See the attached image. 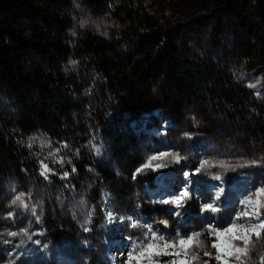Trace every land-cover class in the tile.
I'll return each mask as SVG.
<instances>
[{"label":"trees","instance_id":"obj_1","mask_svg":"<svg viewBox=\"0 0 264 264\" xmlns=\"http://www.w3.org/2000/svg\"><path fill=\"white\" fill-rule=\"evenodd\" d=\"M80 1L0 0V166L41 173L43 161L57 174H48L47 181L58 191L81 186L82 178L96 171L97 188L125 205L141 166L135 126L146 114L161 111L181 119L188 109L200 108L241 119L250 115L255 120L248 131L264 137V111L233 76L182 46L175 29L148 13L140 0H84L96 14L122 24L115 39L77 34ZM236 1L248 26L251 56L264 61V0ZM253 2L256 23L250 18ZM102 145L117 170L97 163ZM196 148L206 150L207 144ZM176 172L177 184L191 177L192 190L216 196L214 182ZM255 190L225 192L239 203L237 193Z\"/></svg>","mask_w":264,"mask_h":264},{"label":"rangeland","instance_id":"obj_2","mask_svg":"<svg viewBox=\"0 0 264 264\" xmlns=\"http://www.w3.org/2000/svg\"><path fill=\"white\" fill-rule=\"evenodd\" d=\"M140 1L148 13L175 29L182 46L229 72L253 104L264 111V61L251 56L248 26L242 23L236 0H198L187 6L179 5V0ZM78 11L76 32L79 35L96 33L115 39L123 30L113 16L96 14L84 0L80 1ZM250 18L252 23L257 22L255 2ZM254 120L250 115L248 119H241L230 114L208 113L200 108L188 109L181 119L161 111L144 115L135 126L139 134L141 166L148 157L165 152H178L184 157L183 165L177 166L171 157L153 161V167L135 175L132 194L125 205L107 190L97 188L96 171L83 177L81 186L58 191L49 187L47 178L38 170L22 174L16 166L3 163L0 166V264H126L132 244L143 241L147 233V228L140 225H151L154 231L158 230L157 235L163 234L166 239L175 238L177 233L183 237L200 232V239L215 255L216 250L210 248L215 237L209 234V228L226 227L243 210L240 202L247 196L237 193L240 202L234 203L226 197L225 191L241 192L264 186V161L259 166L235 167V170L216 163L225 161L235 166L245 160L264 157V137L258 138L248 131L253 128ZM201 143L207 144L206 150L196 148ZM109 155L105 146L98 147L97 163L117 170ZM204 160L212 161L213 166L200 170L195 176L215 183L213 195L223 188L224 194L221 193L217 201L216 196H204L200 187L192 190L191 177L178 184L175 182L176 171L191 174ZM156 164H166V167L154 170ZM48 174L57 175L52 171ZM217 175L220 180L213 178ZM261 179L260 186L258 180ZM164 185L169 186L170 191L155 194ZM185 188L190 195L177 207L171 201ZM19 193L25 194L28 209L11 204ZM29 194L30 201L27 200ZM162 200L169 203H161ZM206 203H214L220 211H203ZM33 205L35 215L31 211ZM10 212L14 213L11 217ZM176 212L180 215H174ZM261 213L264 219V209ZM164 220L167 227L161 223ZM245 220L242 218L238 222ZM134 222L136 227H133ZM23 231H27L31 239L9 235ZM262 244L264 230L257 248ZM193 250L199 251L201 257L195 264L205 260L208 264H217L204 256L202 250ZM252 255L256 258L255 251ZM154 259L165 264L174 257L161 255Z\"/></svg>","mask_w":264,"mask_h":264},{"label":"snow or ice","instance_id":"obj_3","mask_svg":"<svg viewBox=\"0 0 264 264\" xmlns=\"http://www.w3.org/2000/svg\"><path fill=\"white\" fill-rule=\"evenodd\" d=\"M75 63V61L73 62ZM33 138H30L29 147H31V141ZM50 146V145H49ZM67 147V145H64ZM59 152V149L50 155L55 156ZM165 157H171L173 161L179 163L184 157H182L178 152L177 153H161L160 155H152L148 157L147 162L136 170L135 175H138L140 172H143L146 168L153 167V161L161 160ZM261 161H264V157L260 159L245 160L233 166L229 162L217 161L220 167L228 169L232 168L235 170V167H250V166H259ZM41 163V175H44L47 178L48 173L52 171L43 161ZM59 163L63 164V159H60ZM71 163V161H69ZM213 163L210 160H204L194 172L191 174L185 172L184 175L187 177L189 175L195 176L200 170L212 167ZM166 167V164H156L154 170ZM72 171L75 172V167L72 168ZM68 173H64V177H67ZM216 180H220L219 175L213 177ZM191 183V181H189ZM221 193H223V188H221L217 194L216 199L220 198ZM189 191L185 188L182 194L178 195L176 199L171 201L177 207H180L182 200L189 197ZM264 186L257 188L254 192L247 195L241 204L244 206L243 210L239 212L229 224L223 229L209 228V234L214 236L215 239L211 242L210 248L215 249L216 253L213 255L211 251L208 250L209 246H206L204 241L200 239L201 233L196 232L187 236H180L177 233L175 238H165L163 234L157 235V231H154L151 225H140L141 227L147 228V233L144 236L143 241L139 243H133L131 246V251L128 252V259L126 264H133V261H136V264H160V262L154 257L161 255L173 256L174 259L166 261L165 264H195V262H200V252L193 249H198L203 251V255L214 259L217 264H264V244L257 248V244L260 243L261 233L264 230V219H261V209L264 208ZM27 200H31V195L29 194ZM161 203H169L168 200H162ZM12 205H15L20 208L28 209L29 203L26 202L25 194L19 193L15 195V198L11 201ZM203 211L219 212L220 207L214 203H206L202 206ZM32 214L35 215V206L31 208ZM9 217L13 216L14 213L10 212ZM174 215L179 216L180 213L176 212ZM242 218H246L244 223H239ZM253 221H256L255 223ZM90 222V221H89ZM165 227L168 226L166 220L161 221ZM137 224L134 222L133 227H136ZM88 229H85L87 231ZM11 236L23 235L28 236L27 231L22 233L11 232ZM255 237V240H253ZM28 239H31L28 236ZM239 242V243H237ZM23 243V240H21ZM171 250V251H169ZM255 251L256 258L253 257L252 253ZM202 264H208V261H202Z\"/></svg>","mask_w":264,"mask_h":264},{"label":"bare ground","instance_id":"obj_4","mask_svg":"<svg viewBox=\"0 0 264 264\" xmlns=\"http://www.w3.org/2000/svg\"><path fill=\"white\" fill-rule=\"evenodd\" d=\"M168 191H170V187L167 186V185H164L163 188L161 187V188H159V190H156V191H155V194L158 193V192L160 193V192H168ZM116 245H117V244H116ZM111 260H113V259H111Z\"/></svg>","mask_w":264,"mask_h":264},{"label":"water","instance_id":"obj_5","mask_svg":"<svg viewBox=\"0 0 264 264\" xmlns=\"http://www.w3.org/2000/svg\"><path fill=\"white\" fill-rule=\"evenodd\" d=\"M177 166H182L183 165V160H181L179 163H176Z\"/></svg>","mask_w":264,"mask_h":264}]
</instances>
